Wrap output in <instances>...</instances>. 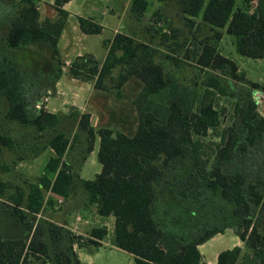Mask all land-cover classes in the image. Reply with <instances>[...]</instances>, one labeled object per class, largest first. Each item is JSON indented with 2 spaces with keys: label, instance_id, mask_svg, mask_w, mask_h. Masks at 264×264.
Wrapping results in <instances>:
<instances>
[{
  "label": "trees",
  "instance_id": "trees-1",
  "mask_svg": "<svg viewBox=\"0 0 264 264\" xmlns=\"http://www.w3.org/2000/svg\"><path fill=\"white\" fill-rule=\"evenodd\" d=\"M68 1H53L54 18L40 19L37 0H17L9 16L0 10V264H83L76 249L100 246L104 228L76 234L44 215L57 202L53 195L64 201L81 195L84 207L94 206L98 215L112 216V244L132 255L135 264H207L198 245L223 228L178 222L188 212L192 221L204 206L203 199L212 202V194L228 208L235 235L251 252L243 258L264 264V170L248 167L251 148L264 141V117L257 112L253 91L236 108L240 128L222 130L209 163L200 152L198 136L218 125L212 102L215 91L224 92L221 80L206 79L193 109L196 98L166 76L158 62L160 57L178 59L152 46L154 34L140 41L117 32L102 42L106 55L100 65L92 55L83 54L68 64V73L93 81V87L103 92H118L130 78L136 79L141 89L134 100L138 122L132 135L107 126L94 128L88 112L71 109L62 114L48 112L43 105L36 108L47 96L44 89L62 73L64 63L56 45L68 16L62 6ZM153 1L175 2L189 28L199 18L213 31L200 47L185 51L196 65L264 90L238 72L237 64L217 46L223 30L232 36L238 54L264 59V0H242L236 8L234 0ZM150 4L129 0L130 20L140 22ZM259 5L262 12L255 11ZM77 23L85 34H99L102 29L92 18L78 17ZM170 36L160 32L159 45ZM164 93L168 103L161 101ZM97 138L100 171L91 180L83 179L80 167ZM46 150L52 155L34 179L18 169ZM184 157L190 159V170L177 166ZM240 255L239 246L223 250L217 264H236Z\"/></svg>",
  "mask_w": 264,
  "mask_h": 264
},
{
  "label": "rangeland",
  "instance_id": "rangeland-1",
  "mask_svg": "<svg viewBox=\"0 0 264 264\" xmlns=\"http://www.w3.org/2000/svg\"><path fill=\"white\" fill-rule=\"evenodd\" d=\"M53 1L54 0H37L40 19L44 17L54 18L56 16V11L51 6ZM149 1L151 4L142 20L140 22H134L130 20L127 14L129 0H71L66 6L69 12L68 27L72 23H76L77 15L85 16L91 14L99 22L104 23L106 19L109 21L110 14L103 17L102 20L100 12L102 9H107L108 7H116L117 2L121 15V20L119 22L120 26L118 27L117 23L109 24L100 35H90L85 41L76 40L70 47V51H61L64 55L66 54V57L69 59L73 58L75 52H91L96 58L101 59L104 52L102 40L111 38L114 29L126 32L140 41H146L149 33L151 35L154 34L152 42H150L152 46L161 49L163 54L167 53L168 56H174L178 59V61H175L168 57H160L158 62L161 63L166 76L175 81L181 90H185L189 97L194 96L196 98V104L193 109H195L206 88V79L210 76L218 77L221 80V85L224 87V92L214 90L215 93L212 102L214 109L218 112V125L215 129H209L205 134L198 136L201 142L200 152L203 158L205 159L206 157L210 163L212 161V156L216 153L217 144L219 143V134L222 130L226 127H231L235 130L240 128V118L236 108L240 109L242 107L251 91L257 95V100L262 98V91L261 89L253 90L247 83L235 81L227 74L220 75L217 71L196 65L194 58L185 51L187 49H197L200 47L201 42L205 39L212 38L213 31L210 30L206 24L201 23L199 18L194 19L193 26L189 28L188 21L184 18L175 2H172V5L170 3L164 5L153 0ZM12 6V4H5L3 1H0V10L5 15L9 16L13 13ZM241 6L242 0H234L235 8ZM156 8H158L157 15L153 14ZM255 11L262 12L263 8L259 5V8L257 7ZM164 31L171 36L168 41L161 46L159 45L160 32ZM172 34L174 35L172 36ZM232 39V36L225 34L222 30L221 39L217 42L220 53L233 60L238 66V72H244L247 80L259 82L264 86V59H251L238 54L234 49ZM176 43L178 46H176ZM35 48L36 50H40L41 54L47 55V52L43 49H39L37 46H35ZM73 49H75V51L71 52ZM185 54L188 56L186 57ZM40 64L42 63L40 62ZM113 74V78H116V69L113 71ZM107 84L111 86L109 81H107ZM140 89L141 84L136 79L130 78L118 92L114 89H110L107 92L97 90L99 91L97 93L100 97L96 98L97 103L95 102L94 111H90L92 126L94 128L107 126L114 132L120 131L127 135H132L138 122V113L134 106V100ZM79 90L80 82L72 80L67 67L63 68L60 84L58 86L60 96L50 98L48 107L55 108V106H59L64 110V104L69 103ZM165 93L161 96V101L163 103H168L170 98ZM257 100L256 102H258ZM257 108L258 111L264 115V100L258 104ZM97 149L98 138L95 141L92 152L89 153L80 167L78 173L79 177L91 180L100 171L101 166L96 157ZM251 151L248 167L251 168L252 166L255 167L252 169L264 170V141L256 144V146L251 148ZM49 153L48 150L42 152L37 158L24 162V165L20 166L18 169L25 175H28L29 178L34 179L42 172ZM176 163L177 166L179 165V167L184 168V170L191 169L190 159L188 157H184L182 160L176 161ZM77 196L78 200L74 203L64 202L62 200V202H56L54 210L49 209L52 211V219L61 223V217L66 212H70L68 215H65V220L67 224H75L76 215H79L81 220L75 224L79 232H84L94 226H99L103 221L109 219V217L99 218L98 215L92 216V218L95 219L90 218L91 216L89 212H87L88 210L85 209L86 207H83L82 196ZM211 199V203H208L205 199H203L204 201L202 200L203 202L201 201L204 206L201 205L202 208L197 210V218L194 216V219L191 221V216L188 212V214L179 217L178 223L181 222V224L184 225L188 222H191V224H197L196 222H198L200 225H203V228L205 226L223 228V233L217 234L200 246L202 257L208 264H217L218 253L226 249H231L236 243L241 245L240 259L236 264H252L249 260L243 258L244 254L251 256V252L235 235V227L230 211L220 203L214 194L211 195ZM79 206L80 209H77ZM49 210H47L46 213H48ZM111 222H113V220ZM112 225L113 223H111V225H106L108 233L105 235L106 238H104L105 240L102 246L95 249L92 247L91 249L85 248L79 251L78 259L81 263L135 264L132 255L111 245Z\"/></svg>",
  "mask_w": 264,
  "mask_h": 264
},
{
  "label": "crops",
  "instance_id": "crops-1",
  "mask_svg": "<svg viewBox=\"0 0 264 264\" xmlns=\"http://www.w3.org/2000/svg\"><path fill=\"white\" fill-rule=\"evenodd\" d=\"M0 1H3V3H8V4H15L17 2V0H0ZM71 0H69L68 2H66L62 7L63 9H66V6L68 5V3L70 2ZM10 2V3H9ZM107 2H110V1H107ZM53 4V3H52ZM51 4V6H52ZM38 5V4H37ZM38 9H39V5L37 6ZM53 7V6H52ZM54 9V8H53ZM55 10V9H54ZM118 10V11H117ZM56 11V10H55ZM120 9L118 7V2H117V5L116 7H108L107 9H102V11L100 12V16H102V20H103V17H106L108 14H110V20L108 21L106 19V21L104 23L102 22H99L95 19V17H93L91 14L89 15H85V16H81V15H77L76 16V23H72L69 27H68V16H69V12L67 11L68 13V16H67V19H66V22H65V25L62 29V32H61V35L57 41V53H58V58L60 59L61 63H64L63 66L61 67V70L63 71V68L67 67L68 69V64L76 57V56H80V55H83V54H90L94 57V59L98 62V64L100 65L101 62L103 61V59L105 58V55H106V49L103 47L104 49V52H103V56L101 59H98L94 56L93 53L91 52H85V53H82V52H75L73 58H67L66 57V54L64 55L62 53V51L66 52V51H70V47L72 46L73 42H76L81 40V41H85L88 36L90 35H100L101 33H103L104 29L106 28V26H108L109 24H112V23H117V26L119 27L120 25V20H121V15H120ZM122 12V11H121ZM56 15V13H55ZM78 17H87V18H92L93 20H95L99 25H101L102 29H101V32L99 34H85L83 33L79 27H78V23H77V18ZM122 26V25H121ZM117 32H122V31H117L116 29L113 30V34L111 36V38L113 37V35ZM111 38H105L104 40H109ZM102 40V42L104 41ZM103 46V45H102ZM83 49V48H82ZM62 50V51H61ZM75 49L71 50V52H74ZM61 76H62V73H61ZM61 76L57 79V81L54 83V84H49L47 85V87L44 89V92L47 93V96H43L42 98L46 97L47 100L46 102L43 103V107L46 111L48 112H52V113H62V114H65L67 113L69 110L71 109H74V110H77L79 112H88L90 113V111H94V106H95V102H96V98L100 97L98 95L97 91L94 87H93V81H87V80H82V79H76V78H73L71 77L72 80H74L75 82H80V90L79 92L75 93L74 97L71 99V101L69 103H66L64 104V107L65 109H61L59 106H55V108H49L48 107V103H49V100L50 98L52 97H56V96H60L59 94V91H58V86L60 84V80H61ZM259 83V82H258ZM262 98H260L257 102V107H258V104L264 100V90L262 89ZM87 93V95H86ZM101 93V92H100ZM93 100H94V103H93ZM97 103V102H96ZM257 112L262 116L264 117V115L262 113H260L258 111V108H257ZM91 115V113H90ZM92 119V118H91ZM92 124V122H91ZM47 151V150H46ZM50 153L48 155V157H50L52 155V151L48 150ZM84 163V162H83ZM24 165V163L20 164V166ZM52 198L54 200H56L57 202H62L64 200H62L59 196L57 195H53ZM62 200V201H61ZM76 200H78V196L72 198V199H68L64 202H72L74 203ZM77 202V201H76ZM54 206L50 207L51 210H54ZM83 207H84V204H83ZM85 208V207H84ZM77 209H80V206L77 208ZM87 209L89 212V215L91 216L90 218H92V216H96L98 215L95 211V207L94 206H90L88 208H85ZM70 212H66L61 218H62V221L61 223L65 224L69 229H71L73 232H75L76 234H81V235H86L88 233L89 230L87 231H84V232H79V230L76 228V222L80 221L81 218L79 217V215H76V218H75V224H67L66 220H65V215L69 214ZM45 216H48V217H53L52 215V211H48V213L44 214ZM99 218H104V217H109V219H106L105 221L102 222L101 225L99 226H94V227H97V228H104L105 231H106V235L108 233V228L106 225H111V223L114 224V218L112 216H100L98 215ZM112 217V218H111ZM92 219H95V218H92ZM113 220V222L111 221ZM106 224V225H105ZM92 227V228H94ZM111 227V226H110ZM112 233H113V225H112ZM223 233V232H222ZM218 234H221V233H218ZM217 235V234H216ZM214 235V236H216ZM213 236V237H214ZM212 237V238H213ZM106 238V237H105ZM211 239V238H210ZM105 239H102V240H99V243H100V246H102L103 244V241ZM208 241V240H207ZM110 243L112 246H114L112 244V234H111V238H110ZM205 243V242H204ZM203 243V244H204ZM203 244H200L198 245V249H199V252H200V246L203 245ZM99 246V247H100ZM234 246H239L241 247V245H239L238 243L234 244ZM233 246V247H234ZM115 247V246H114ZM232 247V248H233ZM98 248V247H97ZM85 249V248H83ZM83 249H76V254H77V257H79V251L83 250ZM88 249H91V248H88ZM95 249V248H94ZM201 253V252H200ZM202 255V253H201ZM204 260V258H203ZM205 261V260H204ZM40 262V261H38ZM206 262V261H205ZM207 263V262H206ZM34 264H37L36 262ZM40 264H50V263H40ZM208 264V263H207Z\"/></svg>",
  "mask_w": 264,
  "mask_h": 264
},
{
  "label": "built area",
  "instance_id": "built-area-1",
  "mask_svg": "<svg viewBox=\"0 0 264 264\" xmlns=\"http://www.w3.org/2000/svg\"><path fill=\"white\" fill-rule=\"evenodd\" d=\"M255 96H256V100H257V95H255ZM46 100H47L46 97L41 98V100H40L39 102L36 103V108H40V107L43 105V103L46 102ZM258 100H259V99H258ZM258 100H257V101H258Z\"/></svg>",
  "mask_w": 264,
  "mask_h": 264
}]
</instances>
